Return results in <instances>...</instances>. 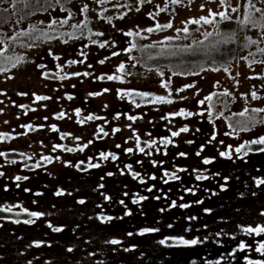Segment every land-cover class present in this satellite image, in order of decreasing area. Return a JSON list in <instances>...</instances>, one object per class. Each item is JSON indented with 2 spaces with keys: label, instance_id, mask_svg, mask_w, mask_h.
Returning a JSON list of instances; mask_svg holds the SVG:
<instances>
[{
  "label": "flooded vegetation",
  "instance_id": "af4514ba",
  "mask_svg": "<svg viewBox=\"0 0 264 264\" xmlns=\"http://www.w3.org/2000/svg\"><path fill=\"white\" fill-rule=\"evenodd\" d=\"M70 1L77 5H75V7H69L67 11H61L60 6L54 5L53 8H49L47 11H37L35 15L32 17L29 16V18L24 19L18 25L11 22L15 26L13 29H5L3 32V29L0 30V40L4 41V43H0V51L4 50L7 46L5 55L22 57L24 60L17 68L7 73L0 74V82L2 83L0 85V105H2V109L8 114L14 115V121H18L16 122L17 125L25 124L23 133L26 139L29 135L35 137L38 134H48L46 136L48 139H45V141H47L46 148L37 159L34 160L32 158L34 155H31L32 153L28 151H20L19 154H26L29 158L28 160L33 162L34 167L36 166L35 169H27L26 166L28 165H22L25 174L20 176L29 177L41 170L50 169V167L53 165L55 166L57 162H69L73 156L75 157L73 167L78 171L80 165L88 166L90 170L98 161L113 163L117 159L118 161L124 162L123 167L126 169L130 161H126L125 159L122 160V157H126L130 152H123L122 157H120L119 152L114 151L111 147L113 142L110 144V139L113 135L112 131L117 128L120 130L124 129V121L126 119L128 120L127 117L130 113H128L126 109H123V107L127 105L129 108L133 100L137 101L140 97L135 95L121 96L118 92V90H120L125 93L128 91L147 92L156 96H169L170 93V99H172L174 103L168 104L170 106L168 108L162 109L167 104L140 106L144 112L142 114L141 112H135L136 114L132 115L136 117L135 120H137V122L133 124L134 128L138 124L141 125L140 122L145 118H150L154 122L160 119L163 123L178 121L180 123V128L185 126L189 128L188 132L181 134H186L187 140L189 141L191 139H188V135H191L194 141L191 144L189 143L191 145L190 147L192 149L195 148L193 149L195 154L198 149H201L199 150V157L201 156L202 162L204 159L213 160L211 164H202L203 170L200 171L202 174L206 176L217 175V177L222 180H227V183H229L231 179L230 185L234 180L237 182L243 180L241 184H238L240 189L257 188L256 182L264 180V159H256L257 154L263 152L252 149L247 156L240 159L239 156L241 154L236 153L235 149L237 148L236 146L239 147L246 141H251L262 136V134H264V122L252 125L251 131H248L249 135L247 136L244 132L241 133L240 136L234 137L229 133L231 130L225 128L222 139L218 135L219 128L217 125L220 121L225 123V125L227 120L230 121V117H222L223 115L225 116L224 112L231 108V106L227 105L226 107L225 105L226 110L223 112L224 108L222 102L227 97L219 95L221 93L220 91L212 92L213 90L210 89L211 94H218L213 97L211 102V105L217 108L215 112H213L212 107L209 109L208 101H205L202 106L199 105L198 101L203 100L207 94H209V88L203 77L204 75L210 74V72L230 73L231 70H234V64L239 63V57H241L243 53L244 56L247 54L245 57H247L250 62L253 59L257 61L264 60V55L258 52V48H264L262 42L258 45H251L250 47L244 46L248 43L247 38L249 37L252 40H259L261 38L252 35V32H257L259 30L253 28L241 30L234 22L235 19H233L230 22L236 24L237 28L235 32H226V30H223L222 25L226 22H221L219 29L217 30L216 28V32L205 40L204 33L207 32L209 25L192 24L188 27L189 33L185 39V34L183 32L178 33L177 27L158 29L153 32L146 31L148 28H155L157 24L162 25L171 22L173 25L178 18V16H176L178 15V11L174 10L176 5L172 4L171 0H151V2L144 0V3H141V0H104V3H100L99 0ZM126 1L132 3V8L125 7L124 2ZM85 4L88 5V12L83 13L80 9ZM18 6L19 4L17 7ZM137 9H139V11H137ZM161 9L164 10L161 11ZM69 12L72 13V18L69 19L68 24H57L53 26L52 29L48 28V24L53 18L57 20L65 19L68 17ZM156 13H159V15H155ZM121 17L123 18L121 19ZM15 19L14 17L13 21ZM85 22L87 26L83 29H74L71 27L72 25ZM33 26L47 33V37L38 40L36 36L40 35V32H34L27 36H20L16 40L11 39L16 36L17 32H27ZM197 29L199 30L197 31ZM129 31L134 33L138 32L139 35H125V33ZM172 31L173 34L167 35ZM217 31L224 36L234 35V42H237L238 45L237 52L233 59L228 61L227 64L225 63L226 58L220 59L221 54H217L218 51L213 52L210 58L201 55L192 56L189 54H184L182 56L159 55L161 48L172 49L178 46L194 45L196 41H204V45H201V47L207 46L209 43L221 39V36L217 35ZM67 33H73L75 36L83 35L80 39H72L69 35H66ZM93 33H103V35L98 36L93 35ZM196 34L201 36L195 37ZM89 36H91V39H88ZM50 37L58 38L50 39ZM169 37L173 39L169 40ZM65 40L68 42L64 43ZM93 40L97 43L93 44ZM100 43H104L105 47L100 48ZM133 43H135L136 47L131 52H127L126 49L130 48ZM153 44H155L156 47L146 48V46ZM21 47H24V49L21 50ZM49 53H51V55ZM114 53H119V55H114ZM251 53H255V57H253ZM149 55L153 58L148 59ZM54 57H59V59H55ZM130 57H136L137 59L131 60ZM72 60L77 61V63L70 65L68 62ZM101 60L104 61L103 64L100 63ZM121 63L125 64V71L126 73H130V75L117 72V68ZM38 65H45V67L40 68ZM133 65H135V67H133ZM210 65H221L222 68H220V71H212L209 68ZM226 66L230 67L227 72L223 70ZM201 68L207 70L200 71ZM149 69H151V71H149ZM172 71H179L184 74L173 76ZM193 71H198L200 74H187ZM160 72H163L164 75L161 76L159 74ZM45 73L48 74V78H44ZM83 73H88V75L85 76ZM109 75H123V82L119 80H108L107 76ZM260 75L264 77V68L260 72ZM101 76L105 78L103 80L99 79ZM60 77L67 78L61 79ZM164 81H170V84L181 81L182 85L180 88L188 84H194L195 87L186 88L185 91L180 92L178 91L180 89L179 86L175 89L173 87L168 89L161 87V83ZM104 89H108L109 91L104 92ZM256 90H258L256 93L260 97V99L256 101L264 103V81H262L261 84L256 83ZM165 92L168 94H165ZM20 93H26V95H21ZM90 93L93 95H90ZM96 93L103 94L94 95ZM37 96H47L50 97V99L37 100ZM69 97H71V99H69ZM182 97H187V99H181ZM96 98H105L107 101L104 106L98 108L94 102ZM116 98L120 99L119 102L123 105L120 109L114 107V99ZM188 105L191 106L190 110L188 109ZM107 106L114 111L105 113L103 108ZM181 109L192 113L203 112L204 115H193L187 118L172 115L173 113L179 112ZM248 109L249 112L246 116L257 115L258 118V115H264V113L251 112L253 108L248 107ZM77 110H79V115H77ZM152 111L153 115L149 113ZM209 111L211 115H209ZM60 113L64 115L62 118L58 119L57 117ZM104 113L105 117H103ZM220 113H223V115H219ZM234 113L235 112L232 114ZM88 116H93L94 118L88 120ZM166 116L169 117V119H163V117ZM107 117H111L112 119H108ZM35 118L43 120V122L37 123L34 121ZM69 119L73 120L70 127L67 123H64L69 121ZM192 119H194V121H191ZM230 123L231 125L234 124L232 121H230ZM53 126H55V131L60 132L59 136H63L65 139L74 137L76 144L71 146V144L59 142L57 144L62 148L58 150L56 147V152L50 153L52 144L50 137L55 144L57 142V135L53 134V131H49V129H53ZM101 129H103V131H101ZM197 129L199 131H197ZM16 132L14 127H12L11 130L1 134V137L4 139L3 142L6 143L9 141L11 144L19 142L18 139L20 136L16 134ZM105 133H107V135H105ZM213 136H215L214 140L212 139ZM180 137L181 136L169 137L168 135H164L163 138L158 137L153 148H149L148 145L155 141L154 139H149L144 145L140 144L138 148H144L145 151L150 149L152 155L157 153V151H155L156 149H159L158 152L164 156L171 148H176L179 144ZM165 138L172 140V143L167 146L160 143V141ZM210 141L214 144L218 142L224 148H213L210 154L208 150L212 145L206 143ZM21 145L25 146L22 142ZM229 146H231L232 150V159L221 157L219 151L223 150V152H227ZM257 146L260 145H252V148H256ZM68 149H72V151H68ZM3 150L5 149H1L0 147V151ZM6 151L3 152L5 155H2L1 159L3 162L0 163V173H3L5 177H7V172L9 174L11 170L6 171L2 168L3 165L6 163L11 165L13 164L11 163L12 161H16V163H14L15 165L24 163L22 160L6 159ZM101 153L111 155L105 160L102 158ZM112 155H115L117 159L113 160ZM44 157H49L50 160H45ZM140 157L141 155L137 156V158ZM223 162L241 163L240 167L249 168L250 166L253 168V171L251 173H249V170L245 172V170L242 171V168L233 169V171L216 170L220 169L217 166L221 165ZM40 163H43V165L37 167ZM127 169H129V167ZM163 170H167L166 166H164ZM27 181L28 179L21 180L18 181V183L24 185ZM261 189L264 191V184H261ZM262 195L264 196V193H262ZM262 200H264V198H262ZM8 205L14 207L13 202L8 203ZM29 206L31 205L28 203L21 204L22 208H28Z\"/></svg>",
  "mask_w": 264,
  "mask_h": 264
},
{
  "label": "trees",
  "instance_id": "16d2710c",
  "mask_svg": "<svg viewBox=\"0 0 264 264\" xmlns=\"http://www.w3.org/2000/svg\"><path fill=\"white\" fill-rule=\"evenodd\" d=\"M245 11L246 8L244 7L243 12ZM236 28V24L230 21L222 25V29L226 32H235ZM237 49V42H231L222 45L217 54H221V60L226 58L225 63L227 64L228 61L233 59ZM209 68L222 67L221 65H210ZM225 68L229 69L230 67L226 66ZM141 145H144V143H141ZM260 147L264 146H257L252 149L258 151ZM5 153H7L6 159L22 160L27 163V169L36 168L33 162L28 160L26 154H19L20 151L12 150ZM102 164L105 165L104 170L100 167H92L89 170L88 166L82 165L78 167L79 171L76 170L78 174L106 173L102 176L110 178L113 185L109 188L110 192H106L107 194L111 193V197L108 196L107 203L117 202V198L114 200L115 196L117 194L122 195L121 192H123L124 187L125 189L128 188L127 180L132 179L136 183V189L133 190L134 192L129 191V202L126 204L128 207L117 209L114 206L109 207V205L101 206L99 205L101 202L95 203L96 199L89 202L95 194H91L93 196L88 194V197L84 196V199L79 198L85 201L84 204L78 202L79 206L84 207V211H86L84 217H79L80 214H78L79 216L75 215L71 222L60 223L58 226L51 224L52 227L63 228L61 232H54L49 227L50 236L61 238L60 241L55 242L54 249L56 250L48 255L45 242L32 239L28 250L20 251L19 249L14 252L15 258H18L15 260L16 264L24 257L29 261L27 264L37 262L41 264H248L249 260L264 261V257L256 255L258 252L255 251L260 243H264V233L249 235L245 232L247 228L262 227L260 222H264V219H262L264 218V200H262L264 191L261 189V184L256 182L257 188L240 189L238 184H241L243 180L238 182L234 180L230 185L231 179L227 183V180H222L217 175L206 176L200 171L190 173L193 167L189 169L190 167L187 166H185L187 167L186 174L192 175L191 177L190 175L186 176L185 173L183 177L173 170L165 171L163 165L160 168L161 175L157 176L153 171L143 174L147 173L145 169L142 173L140 170H132V164H128L131 169H127L128 167L125 169L123 167L124 162L118 161V159L112 163V166H119L118 168H121L120 171H123L125 176L116 177L117 172L110 167H106L111 163L102 162ZM202 164L199 169L202 168ZM226 164L227 171L240 169L241 166V163L227 162ZM41 165L43 163L39 164V166ZM166 168L168 169L167 166ZM47 170H41L40 172ZM243 170L246 172L249 168L243 167ZM114 171L116 173H113ZM110 172L112 175H108ZM164 172H168L169 176H164ZM133 173L137 175L134 177ZM172 174L178 176L179 179H170L169 177ZM197 175L207 178L197 180L195 178ZM152 176H155L156 179H152ZM6 185L10 186L9 184ZM163 185H168L173 189L164 193L161 189ZM232 185L235 186L232 187ZM11 187H8L9 192ZM26 187L28 186L24 183L21 188ZM149 188H152V191H148ZM189 188L192 189V192L187 191ZM85 190H83V193ZM28 195H33L32 191ZM140 197H147V199L138 204L133 203L134 200H138ZM157 197L159 198L157 199ZM12 201L14 207L12 206L11 212L0 211V230L20 227L24 220L29 219L35 220V222L25 225L29 227L39 225L40 217H30L24 212V209L43 214L44 208H22L21 204H27L28 202H21L19 198ZM16 201H19V203L17 204ZM197 201H203V203H197ZM173 202L177 205L176 207L172 206ZM182 204L191 206L187 208L180 207ZM16 205L18 206L16 207ZM6 207L0 204V208ZM107 208L110 210L109 213L106 212ZM116 210L118 211L116 212ZM128 212L131 214L127 215ZM102 216H111L114 219L105 223L100 219ZM16 220L21 222L15 223ZM75 227L78 229L75 230ZM145 229H158V231L140 235L139 233ZM76 231L82 232V234H76ZM128 233H132V235H128ZM27 237L30 238V236ZM178 237L189 240L198 238L203 243L192 247H168L158 243L160 240ZM112 239L119 240L121 243L118 245L107 243ZM169 243H172L171 239H169ZM241 244L245 245L243 250H240ZM70 248L72 251H68ZM5 250L0 249V254L3 253L1 251ZM42 250H44L43 253ZM34 251H40V253H36L34 256H37L38 259L33 260ZM6 262L2 261L1 263L6 264Z\"/></svg>",
  "mask_w": 264,
  "mask_h": 264
},
{
  "label": "rangeland",
  "instance_id": "374dc122",
  "mask_svg": "<svg viewBox=\"0 0 264 264\" xmlns=\"http://www.w3.org/2000/svg\"><path fill=\"white\" fill-rule=\"evenodd\" d=\"M11 2L12 0H8L7 3L0 4V8L9 9L8 12L0 11V18H9L10 21H13L14 17L16 19L18 18L17 16L11 15V7H10ZM253 2L256 3L257 7H264V4H261L259 0H253ZM231 3H232V6L234 7L235 6L241 7L240 13H230L233 19H236L238 16H240L243 13V8H244L242 6L243 0H231ZM62 4L66 9H68L71 6L75 7V5H77L71 2L70 0H62ZM124 5L125 7L132 8V3L130 1L124 2ZM20 6L21 5H19L18 8ZM174 10L178 11L177 13L178 15L175 14L176 16H178V18L173 23V27L182 29L185 26L189 27L192 25V24L186 23L187 21L191 19H199L200 17L208 16L209 10L223 11L224 9L220 6L218 0H183L181 4L176 5V8H174ZM217 19L219 18L217 17ZM13 27L15 26L11 22L0 23V30L3 29L2 32L5 29H9V28L13 29ZM207 32H212V33L216 32V26L209 25ZM169 34H173V31L168 33L167 35ZM252 35L254 37L258 36L259 38L261 37L262 34L260 31H257V32H252ZM200 36L201 35L199 34L195 35V37H200ZM262 43L264 44V42ZM22 49H24V47H21V50ZM246 55L247 54H245V56ZM245 56L243 53L241 57H239L240 59L239 63L234 64L233 66L234 70H231L230 73L228 72L226 74L224 72H210V74L203 76L207 82V87L209 88V94H207V96L211 94L210 89L213 90L212 92L220 91L221 93H223L225 91H228L231 93L230 96H224V97H227L228 99L226 98L222 102V105L224 108L223 112L226 110L227 105L231 106V108L227 110L226 112H224L225 116L223 115L222 117H225V118L230 117V121H232L234 124L231 125L229 120H227L226 125L225 123H222L220 121L217 127L219 128L218 135L222 139H223V131L225 128H229V130H231L229 133L234 137L240 136V134L244 132L247 136L249 135L248 131H251V130H248V131L240 130L241 122L247 120L248 116L241 117L237 115L236 117V115L232 114L233 112L240 113L242 112L240 110H244V108H248V107L249 108H254V107L264 108V103H261L256 100H252L250 97L252 91H256V92L258 91L256 90V83L261 84V82L264 81V78L251 79L250 77H261L260 72L264 68V64L254 63L252 64L251 67H249L250 61H248V59L247 60L243 59V57ZM1 84L2 83L0 82V85ZM181 85H182V82L178 81V82L170 84V87H173L175 89L177 86H179L180 88ZM165 94H168V93L165 92ZM245 96L247 97V99H245ZM106 101L107 99L105 98L94 99V102L98 106V108L104 106ZM119 101L120 99L118 98L114 99L115 108H119V109L122 108L123 105ZM137 103H139L141 106L152 104L140 98L137 101H135V103L132 102V105L129 108L127 107V105H125L123 109H126V111L130 113L129 116L135 115L137 112H141V114L144 112L142 111L141 107H136ZM189 105H188V109L190 110L191 106ZM168 107L170 106L167 104L162 109H165ZM212 108H213V112L217 110L216 107L212 106ZM103 110H105L104 111L105 113H110L114 111V110L112 111V109L108 106L106 108H103ZM153 110H156V109H153ZM158 111L160 112L159 109ZM105 113L103 117H105ZM149 113L153 115V111ZM249 116L254 117L256 121L255 123L250 124L249 126L250 129L252 125H257V124L262 123V121H264V115H258V118H257V115H249ZM38 117H41V116H38ZM107 118L112 119L111 117H107ZM34 121H36L37 123L43 122V120H39L38 118H35ZM191 121H194V119H192ZM16 122L18 121H14V115L8 114L6 111L2 109V105H0V147L1 149H5L3 151H0V153H3L6 150L7 151L16 150V151H26V152L28 151L32 153L31 155H34V157H32L33 159L38 158L39 155L41 156L47 145L46 143L47 141H45V139H48V137H46L48 134L47 133L45 135L38 134L40 136L36 135L35 137L33 136L31 137L29 135V137H27L26 139V136L23 133L25 124L17 125ZM72 122L73 120L69 119V121H66L64 123H67V125L70 127V124ZM136 122L137 120L133 121V120L126 119L124 121V129H121L118 132L115 130L112 131L113 135H112V138L110 139V144L111 142H113L111 147L113 148L114 151L119 152L120 157H122L123 152L126 153L127 149L129 148L135 150V151L130 152V154L127 155L126 157H122V160L125 159L126 161H131L129 164H132L133 166L132 170H136V171L140 170L142 173L144 172V169H145L146 170L145 172L147 173H143V174H148L149 172L153 171L158 176V175H161L160 168H162L161 166L163 165V166L168 167L167 170L176 171L183 177H184L183 175L184 173L186 176H189L190 174H186L187 171H180V169H187V167L188 168L190 167L189 169H191L193 167V170L190 173L203 170L202 168L199 169L200 165L202 164V158H200L201 156L199 157L194 153L193 149L195 148L192 149L190 147L191 143L190 144L187 143V141L189 140H187L186 134L180 135L181 137H180L179 144L176 146V148L174 149L171 148L168 151L167 153L168 156L167 154H165L164 156L161 155L157 151V149L155 150L157 151V153H155L154 155H152V152L150 149H148L147 151L143 153L139 151L138 146L141 143H145L149 139H152V140L154 139L155 142H157L158 137L163 138L164 135H168L170 137L171 132L178 131L180 128L179 127L180 123L178 121H173V122L166 121L167 123H163V121H161L160 119L154 122L150 118H145L141 122L138 121L140 122L141 125L138 124L134 128L133 124H135ZM38 125H41V124H38ZM229 125H231V127ZM12 127H14L15 131H17L16 134L20 136L18 139L19 142H15L14 144H11L8 141L4 143L3 142L4 139L3 137H1V134H4V132L11 130ZM233 129H235V131H233ZM49 131L50 132L53 131L52 133L57 135L56 144L54 143L53 139L50 137V141L52 142L51 147H50V153L56 152L57 148L58 150L62 148L60 147V145L57 144L59 142L63 144L68 143V144H71V146H73V144H76L74 137L65 139V137L59 136L60 132L54 131L53 129H49ZM188 136H189L188 139H191L190 141H194L191 138L190 134ZM262 136H264V134H262ZM21 142L24 143L26 147L22 146ZM123 142H124V145H123ZM206 143L209 145H212L208 150L210 154L212 153L213 148L215 149L224 148L218 142L217 144H214L212 141L206 142ZM117 145H119V147H117ZM199 150L201 149H198L197 152ZM181 152L185 153L186 155L180 156L179 153ZM219 152H223V150ZM140 155L141 157L137 158V156H140ZM1 158L2 156H0V161H1L0 163L3 162ZM74 160H75V157L73 156L71 160H69V162L67 161L57 162L55 166L53 165L52 167H50V170L38 172L34 175H30L28 177L27 183H25L28 187L23 188V189L21 188L22 185L18 184V182L15 181V177L17 175L20 176V175L25 174L22 168V165H25L27 163L25 162L18 163L17 165L15 164L10 165L9 163H6L5 165L2 166V168H4L6 171L11 170V172L9 173L10 175L7 172V177H5L4 175L0 176V204H3L6 206L8 205V203L13 202L12 200L15 201V199L19 198L21 202H28L29 205H31L29 206L30 209L31 208L35 209L36 207H42L44 208L45 211L43 212V215L40 216V223L36 227H33V226L29 227L25 225L26 223H23L20 227L0 230L1 232L0 249H6L5 251H1L3 253H1L2 255L0 254V264H2L1 263L2 261L3 262L7 261L6 264H16L15 260L18 258L17 257L15 258L14 252H16L19 249L20 251L28 250V248H30V242L32 239L45 242L46 247H47L46 252H48V255L49 253H52L53 250H56L54 249V246L56 245L55 242L57 240L60 241L61 238L50 236V231H49L50 229L48 225L55 224L56 226H58L60 223H68L69 221L71 222L75 218V215L79 216L78 214H80L79 217H84L86 211H84V207L81 208V206H79L78 201L81 200L79 198L84 199V196H87L88 194L90 195L95 194L94 197L89 202L91 201L93 202L96 199L95 203L101 202V204L99 203V205L101 206L109 205V207L114 206V208H117V209H121L122 207L127 206L126 204L129 202V197H128L129 191H133L136 189V183L133 182L132 179L127 180L128 188L125 189L124 187L123 192H121L122 195L117 194L115 198L113 197L114 200H116L117 198L118 200L117 202L107 203V200H109L108 196L111 197L110 196L111 193L110 194L106 193L107 191L110 192L109 188L112 185L111 179L106 178V176L105 177L102 176L106 174L102 172L101 173L91 172L88 174L87 173L78 174V171L73 167ZM153 161L155 162V164H153ZM223 163H221V165H218L217 167H219L220 169H216V170L225 171L227 169L225 167L227 164L225 162ZM96 164H99L100 169L104 170L105 165L102 164V162L98 161L95 163V165ZM233 164H236V163L233 162ZM113 166L111 163L107 165L106 167H110L111 169H114L117 172L116 177L125 176L124 175L125 173L123 171H120L121 168H118L119 166L117 165H113ZM115 171L113 173H116ZM252 171H253V168L249 167V173H251ZM186 176L185 178L188 179V177ZM191 176L192 175H190V177ZM245 182L248 183L247 181ZM6 184H9L10 186ZM17 184L19 186H17ZM184 186L186 187L185 184ZM233 186L235 185H232V187ZM8 187H11L10 192L8 191ZM84 189L86 190L83 193ZM161 189H162V192L166 193V192H170L173 188L169 187L168 185L167 186L163 185ZM31 191L33 195H28V193H30ZM58 191H62L64 194L57 196L56 193ZM37 193H40V194L36 196ZM4 195H7V196L5 197ZM12 196L16 198L14 199ZM121 201H123V203H121ZM16 202L17 204L19 203V201H16ZM99 209H101V207H99ZM117 211L118 210H116V212ZM106 212L109 213L110 210H108L107 208ZM260 223L262 224V227H263L264 222L262 221ZM75 228H76L75 230L78 229L77 227ZM76 234H82V232L80 233L76 231ZM27 236H30V238H28ZM41 252L43 253L44 250H42ZM36 253L39 254L40 251L39 252L34 251L33 260L38 259L37 256H34ZM257 254L258 256L264 257V255H262L259 252L256 253V255ZM28 262H29L28 259L24 257L23 259H20L18 261V264H27ZM33 264H41V263L37 262Z\"/></svg>",
  "mask_w": 264,
  "mask_h": 264
},
{
  "label": "snow or ice",
  "instance_id": "6c2138e0",
  "mask_svg": "<svg viewBox=\"0 0 264 264\" xmlns=\"http://www.w3.org/2000/svg\"><path fill=\"white\" fill-rule=\"evenodd\" d=\"M8 0H0V4L2 3H7ZM100 3H104V0H99ZM148 2H151V0H148ZM183 2V0H171V3L174 5H178L181 4ZM220 6L224 9L223 11H212L209 10V15L208 16H204V17H200L199 19H191L189 21H187L186 23L189 24H194V25H215L217 30L219 29V25L221 22H227V21H232L233 17L230 13H240L241 12V7L240 6H232L231 0H218ZM259 2L261 4H264V0H259ZM141 3H144V0H141ZM21 5V7H17V5ZM54 5L60 6V10L61 11H67V9L63 6L62 4V0H12L11 2V15L12 16H17L18 18L15 19L14 21H10L9 18H0V23H8V22H12L15 24H20L24 19H26L29 16L35 15L37 11H47L49 8H53ZM243 7L246 8V11L243 12L240 16H238L235 19V23L240 27L241 30L245 29V28H256L261 32V38L259 40H252L250 37L247 38L248 39V43L245 44V47H250L251 45H258L261 42H264V7H257L256 3L253 2V0H243ZM203 7V6H202ZM164 9H161V11H163ZM230 10V11H229ZM0 11L3 12H8L9 9L8 8H0ZM81 12L86 13L88 12V5L85 4L81 9ZM137 11H139V9H137ZM155 15H159V13H156ZM217 17L219 19H217ZM72 18V13L69 12L68 17L65 19H61V20H57L55 18H53L51 20V22L48 24V28L52 29L53 26L57 25V24H68L69 19ZM123 17H121L122 19ZM154 18V17H153ZM110 22V19H109ZM87 26L86 22L85 23H80V24H75L72 25L71 27L74 29H83ZM173 25L171 22H168L166 24H157L155 28H148L146 29L147 32H153L156 31L158 29H169L172 28ZM199 29H197L198 31ZM34 32H40V35L36 36V39L40 40L43 39L45 37H47V33L43 32L42 30L38 29L37 27L33 26L32 28L29 29V31L27 32H17L16 36L12 37V40H16L18 37L20 36H27L30 35V33H34ZM177 32H183L185 34V39L187 38V34L189 33V29L188 27H183L182 29H177ZM66 35H69L72 39H80L81 36L83 34H81V36H75L73 33H67ZM93 35H98V36H102L103 33H93ZM125 35L127 36H133V35H139L138 32L134 33L132 31H129L127 33H125ZM213 35L212 32H205L204 33V39L207 40L209 37H211ZM217 35L221 36V39L216 40L213 43H210L207 46L201 47V45H204V41H196L194 42V45H185L183 47H176V48H161L159 55H168V56H182L184 54H189L192 56H197V55H201L207 58H210L212 56L213 52H217L219 51L220 47L224 44L227 43H231L234 42V35L232 36H224L222 33H220L219 31H217ZM54 38H58V37H50V39H54ZM179 38V37H177ZM88 39H91V36L88 37ZM169 40L173 39L172 37L168 38ZM68 41L65 40L64 43H67ZM0 43H4V41L0 40ZM93 44H96V41H92ZM163 43V42H161ZM24 46V45H21ZM100 48H104L105 44L104 43H100L99 44ZM136 47L135 43L132 44V46L128 49H126L127 52H131L134 48ZM156 47L155 44L153 45H148L146 46V48H154ZM7 51V46L4 48V50L0 51V74L3 73H7L9 71H11L12 69H15L19 66V64L23 63L24 60L22 57H13L10 55H5V52ZM258 52L261 55H264V48H258ZM51 55V53H49ZM83 54V53H82ZM114 55H119V53H114ZM251 55L253 57H255V53H251ZM55 59H59V57H54ZM153 57L151 55L148 56V59H152ZM131 60H136V57H130ZM243 59L247 60V57H243ZM70 65L71 64H75L77 63V61L72 60L68 62ZM101 64L104 63L103 60L100 61ZM254 63H260V64H264V60H260L257 61L255 59H253L250 63H249V67L252 66V64ZM38 67L43 68L45 67V65H38ZM133 67H135V65H133ZM207 69L201 68L200 71H206ZM212 71H220V68H212ZM225 72L229 71L228 68H224L223 69ZM149 71H151V69H149ZM117 72L121 73V74H128L130 75V73H126L125 71V64L121 63L119 65V67L117 68ZM161 76L164 75L163 72L159 73ZM184 73L179 72V71H172V75L173 76H179V75H183ZM188 75H199L200 72L198 71H193V72H188ZM79 75V74H76ZM83 75L87 76L88 73H83ZM44 78H48V74L45 73L44 74ZM61 79H65L67 77H60ZM105 77L101 76L99 77V79L103 80ZM251 79H256V78H264V77H250ZM108 80L111 81H121L123 82V75H109L107 76ZM161 87L168 89L170 87V81H164L161 83ZM195 87L194 84H188L185 85L184 87L180 88L178 91L183 92L185 91L186 88H193ZM109 91L108 89H104V92ZM119 94L121 96L124 95H128V96H139L142 100L148 102V103H152V104H172L174 103V101L172 99L169 98V96L171 95L169 93V96H156L153 95L151 93H147V92H133V91H128V92H122L120 90H118ZM21 95H26V93H20ZM103 93H96L94 95H102ZM90 95H93L90 93ZM218 95L217 93H212L208 96H206L203 100L198 101L199 105H204L205 101L209 102V109L212 107L211 102L213 100V97ZM219 95L222 96H230L231 93L228 91H225L223 93H220ZM37 100H47L50 99V97L47 96H37L36 97ZM69 99H71V97H69ZM181 99H187V97H182ZM245 99H247V97L245 96ZM251 99L252 100H258L260 99V97L257 95L256 91H252L251 92ZM133 103H135V101L133 100ZM140 104H136V107H140ZM27 107V106H24ZM249 112L248 108H245L242 112L238 113V114H233V115H239L241 117L246 116V114ZM251 112L254 113H264V108H253L251 109ZM63 113H60L59 116L57 117L62 118L63 117ZM77 115H79V110H77ZM173 116H181V117H191L193 115H201L203 116L204 113H192V112H188L185 111L183 109H181L179 112L173 113ZM209 115H211V112L209 111ZM220 115H223V113H220ZM94 117L93 116H88L87 119L88 120H92ZM99 118V117H97ZM118 118V117H117ZM129 120H135L136 117L133 116H128L127 117ZM163 119H169V117H163ZM255 118L252 116H248V119L245 121H242L240 124V130L241 131H248L250 130V124L255 123ZM264 122V121H262ZM231 127V125H229ZM30 127V126H29ZM53 130L55 131V126H53ZM101 131H103V129H101ZM115 131H120V129H115ZM189 131V128L187 126L185 127H181L179 129V131H173L171 132V136L172 137H178L180 136L181 133H186ZM197 131H199L197 129ZM233 131H235V129H233ZM105 135H107V133H105ZM138 139V138H137ZM212 139H215V136L212 137ZM155 141H153L152 143H150L148 145L149 148H153L155 145ZM160 143H162L163 145L167 146L169 144L172 143V140L170 139H163L160 141ZM187 143H193V141H187ZM252 145H260V146H264V136H260L257 139H253L251 141H246L244 144L240 145L239 147H237L235 149V152L238 154H241L239 156L240 159H243L245 156L248 155L249 151L252 150ZM55 147V146H54ZM117 147H119V145H117ZM247 149V150H246ZM82 150V149H81ZM68 151H72V149H68ZM128 152H132L133 149L129 148L127 149ZM140 152H144L145 149L144 148H140L139 149ZM157 151H159V149H157ZM259 152H264V147H260L258 149ZM166 154V153H165ZM5 155L4 153H0V156ZM109 155L111 154H104L101 153V156L103 159L107 160L109 158ZM180 156H185L186 154L181 152L179 153ZM197 156L200 155V151H198L196 153ZM219 155L221 157H225L227 159H232V150H231V146H229V150L227 152H220ZM45 160H50L49 157H44ZM112 159L115 160L117 159V157L115 155H112ZM11 163H16V161H12ZM213 163V160L211 159H204L203 160V164L207 165V164H211ZM153 164H155V162L153 161ZM39 165H37L38 167ZM93 167H100L99 164L93 165ZM129 168L131 166H128ZM180 171H187L186 169H180ZM3 173H0V176H3ZM108 175H112L111 173H109ZM137 174L133 173V176L135 177ZM164 176H169L168 172H164ZM152 179H156L155 176L151 177ZM170 179H179L178 176H176L175 174H172L170 177ZM197 180L200 179H206L207 177H202L200 175H197L195 177ZM28 179V177H21L19 175H17L15 177V181H21V180H26ZM143 182V181H142ZM258 184H264V180L258 181ZM17 186H19L17 184ZM7 190V189H5ZM27 191V189H26ZM148 191H152V188H149ZM188 192H192V189L189 188L187 189ZM40 193H37V195H39ZM64 193L62 191H58L56 193L57 196L59 195H63ZM159 197H157L158 199ZM147 199V197H140V199L138 200H134L133 203H140L142 200ZM80 204H84L85 201L84 200H80L78 201ZM121 203H123V201H121ZM197 203H203V201H197ZM173 207H176L177 205L175 204V202H173ZM191 205L188 204H182L180 205V207H190ZM0 211H8L11 212L12 211V206L8 205L6 208H0ZM161 211H163V209H161ZM207 211V210H206ZM24 212H26L30 217H35V218H39L40 216H42V213H37V212H30L28 211V209H24ZM127 215H130L131 213L128 212L126 213ZM100 219L105 222H111L114 218L111 216H102L100 217ZM194 219V218H193ZM15 223H20L21 221L16 220L14 221ZM35 220H24L23 223L26 224H31L34 223ZM48 227L52 228V230L54 232H61L63 231V228L61 227H52L51 224L48 225ZM169 227H171V225H169ZM154 231H158V229H145L144 231H142L141 233H139L140 235H144L147 232H154ZM245 232H247L249 235H251L252 233H255L256 235H260L261 233H264V227H258V228H247L245 229ZM128 235H132V233H128ZM169 239L172 240V243H169ZM169 239H164V240H160L158 243L161 245H166L168 247H192V246H196L198 244L203 243L202 240L198 239V238H193L191 240L189 239H185L183 237H178V238H169ZM107 243H110L112 245H118L121 243V241L116 240V239H112L110 241H107ZM39 246V245H37ZM245 248V245L241 244L240 245V250H243ZM126 251L128 249H125ZM68 251H72V249H68ZM255 251L261 253L262 255H264V243H260L259 246L255 249ZM248 264H264V261H253V260H249Z\"/></svg>",
  "mask_w": 264,
  "mask_h": 264
},
{
  "label": "water",
  "instance_id": "95a60500",
  "mask_svg": "<svg viewBox=\"0 0 264 264\" xmlns=\"http://www.w3.org/2000/svg\"><path fill=\"white\" fill-rule=\"evenodd\" d=\"M262 159H264V152L261 154H258L256 160H262Z\"/></svg>",
  "mask_w": 264,
  "mask_h": 264
}]
</instances>
